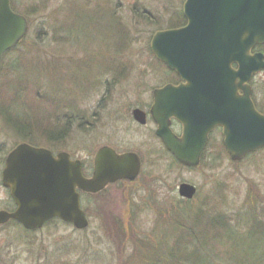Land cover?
<instances>
[{"label": "rangeland", "instance_id": "rangeland-1", "mask_svg": "<svg viewBox=\"0 0 264 264\" xmlns=\"http://www.w3.org/2000/svg\"><path fill=\"white\" fill-rule=\"evenodd\" d=\"M11 1L22 16L33 8L43 12L27 20L26 38L3 58L0 86L7 76L35 82L18 98L10 90L8 96L0 94L6 100L8 122L19 117L17 121L29 123L26 129L44 133L49 128L53 137L58 134V142L46 148L80 160L85 177H90L94 154L102 146L134 152L142 165L136 180L81 195L89 220L85 230L57 220L34 232L15 224L0 227V264H127L136 247L130 236L136 232L152 236V229L161 230L169 243L173 229L162 224L179 203L228 216L256 211L255 219L264 220L263 149L240 162H232L226 154L198 168H179L155 137V125L148 121L140 126L132 118L133 109L148 111L155 88L177 82L157 63L148 45L155 32L171 29L185 0ZM261 47L254 51L263 54ZM249 82L254 107L264 115V70ZM75 116L83 118L76 121ZM1 117L0 135L9 150L20 138ZM172 130L180 134V127ZM220 134L218 130L210 135L207 156L217 152L223 140ZM34 137L33 145L46 143ZM181 183L197 189L189 202L178 195ZM263 250L264 245L256 246V259L264 258Z\"/></svg>", "mask_w": 264, "mask_h": 264}, {"label": "water", "instance_id": "water-1", "mask_svg": "<svg viewBox=\"0 0 264 264\" xmlns=\"http://www.w3.org/2000/svg\"><path fill=\"white\" fill-rule=\"evenodd\" d=\"M186 25L157 31L149 48L153 56L175 71L184 84L166 85L153 92L150 118L166 150L185 167H197L209 133L222 128L223 144L233 162L264 147V115L251 103L248 81L264 70V55L252 52L264 44V0H185ZM28 32L27 19L0 0V68L5 52L16 47ZM236 65V68H233ZM241 91L242 95H239ZM144 125L146 113L132 111ZM171 119L181 124V136L170 129ZM134 152L117 153L100 147L89 178L79 160L65 152L19 145L7 157L4 186L16 204L13 213L0 212V225L13 219L25 230L42 228L58 218L77 230L88 227L80 192L96 194L108 184L135 180L141 169ZM196 187L178 186V195L191 200Z\"/></svg>", "mask_w": 264, "mask_h": 264}, {"label": "trees", "instance_id": "trees-1", "mask_svg": "<svg viewBox=\"0 0 264 264\" xmlns=\"http://www.w3.org/2000/svg\"><path fill=\"white\" fill-rule=\"evenodd\" d=\"M11 7L14 12H19L13 1H11ZM87 8L89 9L91 7L87 6ZM42 12L43 10L41 8H38V10L37 8H33L29 12L27 10V12L21 14L28 20L31 16L41 14ZM185 22L184 16L182 13H179L177 19L173 22L171 21L169 28L182 27L186 24ZM37 36L39 37V34ZM257 49L261 50L262 47L259 46ZM157 63L164 67L161 62ZM2 70H4V65L2 66ZM171 74L176 76L173 73ZM5 79L7 80L1 83L0 86V94L4 96H8L10 90V94L14 98H18V95L23 96L35 87V82L24 81L19 77L13 80L7 76ZM5 101V97L0 98V116L5 120V127L16 131L21 141L29 142L32 145L34 144L33 141H36V139H31L32 136H36L34 138L45 137L40 129H32L33 127L26 129L24 124L20 122L16 123V120L10 124L8 122L9 117L5 115L7 113L5 110L8 108L4 105ZM10 113L9 111L8 114L12 116ZM75 118H77V120L75 119L76 121H80L83 116H75ZM81 125L83 126V124ZM21 130H24L23 133L18 132ZM51 132L49 128H46L45 144L47 147H50L51 143L58 142L60 139L58 134H55L53 137ZM208 146H210V142ZM217 146V152H212L209 156H207V150L204 151L201 156V165L206 160L213 163L218 161L217 158L227 157L225 156L226 151L222 142ZM262 149L264 150V148ZM164 153L173 164L179 166V168L181 167L166 151ZM191 209V207L181 205L180 203L172 209V214L169 215L170 219H168L172 220V222L166 220L167 223L164 222L162 224L166 228L173 229V235L170 237L167 245L165 244L166 235L161 230L157 231L152 229L150 233L152 236H149L147 232H139L138 230V232L131 235V238H129L136 247L131 261L127 264H264V258L256 259L254 251L256 246L264 245V220L259 222L255 219L257 217L255 216L257 214L256 211L228 216L202 208H197V210ZM52 222L54 220L49 221L46 225ZM15 225L19 226L17 224ZM138 245L141 247L140 250H138ZM220 245L221 249H218Z\"/></svg>", "mask_w": 264, "mask_h": 264}, {"label": "flooded vegetation", "instance_id": "flooded-vegetation-1", "mask_svg": "<svg viewBox=\"0 0 264 264\" xmlns=\"http://www.w3.org/2000/svg\"><path fill=\"white\" fill-rule=\"evenodd\" d=\"M180 83H181V81L178 80L173 85L176 86V85H179ZM238 93L241 94L240 92H238ZM151 96H152V93H151ZM252 96H253V88H252V93H251V100H252V103L254 104V106L256 107L255 101L253 100ZM152 101H153V97H152ZM146 113H147V117H146L147 122L150 121L151 123H153V121L150 118H148L149 117L148 111ZM18 118L19 117L15 118L16 122H20V123L24 124V126L29 124V123H27L26 120L20 119L19 121H17ZM146 125H147V123H146ZM172 126L179 127L180 125L176 121H172L171 127ZM45 133L46 132H44L45 137L43 138L44 142H46V134ZM179 135H177V136H179ZM20 144H23V145L26 144V145H29V146L34 147V148H42V149L46 150V144L45 143L41 144V145H32L31 143L23 141V140L22 141L20 140L19 142H15V144L11 145V148H9V150H7L8 148L3 146L4 143L2 140V136L0 135V212L13 213L16 210V208H15L16 206H15L14 200L11 196L10 190L4 186L3 175H4V170H5L4 166H6L7 157ZM10 223H15V222L13 220L12 221L10 220L7 223H5L4 225H0V227H3V226L8 225Z\"/></svg>", "mask_w": 264, "mask_h": 264}]
</instances>
